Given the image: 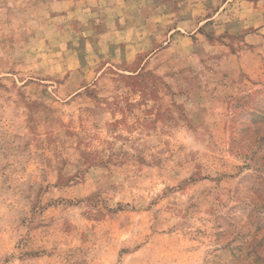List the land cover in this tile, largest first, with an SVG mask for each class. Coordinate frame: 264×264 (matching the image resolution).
Here are the masks:
<instances>
[{
    "label": "rangeland",
    "instance_id": "rangeland-1",
    "mask_svg": "<svg viewBox=\"0 0 264 264\" xmlns=\"http://www.w3.org/2000/svg\"><path fill=\"white\" fill-rule=\"evenodd\" d=\"M0 264H264V0H0Z\"/></svg>",
    "mask_w": 264,
    "mask_h": 264
}]
</instances>
